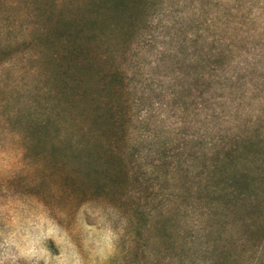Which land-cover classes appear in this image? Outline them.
I'll use <instances>...</instances> for the list:
<instances>
[{"label": "rangeland", "instance_id": "374dc122", "mask_svg": "<svg viewBox=\"0 0 264 264\" xmlns=\"http://www.w3.org/2000/svg\"><path fill=\"white\" fill-rule=\"evenodd\" d=\"M263 231L264 0H0V264H229Z\"/></svg>", "mask_w": 264, "mask_h": 264}, {"label": "trees", "instance_id": "16d2710c", "mask_svg": "<svg viewBox=\"0 0 264 264\" xmlns=\"http://www.w3.org/2000/svg\"><path fill=\"white\" fill-rule=\"evenodd\" d=\"M237 151L238 149L235 148L232 150L229 149L226 158L230 160ZM210 174H212L211 171ZM228 197L230 198L232 195ZM242 197L243 195H240L237 200L244 199ZM232 199L233 198H230L229 200ZM250 243L251 242L247 240H239L237 243L228 244V246L226 245L223 247L221 256L223 255L224 259L228 260L231 264H264V231L258 242L254 244ZM229 248H231V250Z\"/></svg>", "mask_w": 264, "mask_h": 264}]
</instances>
